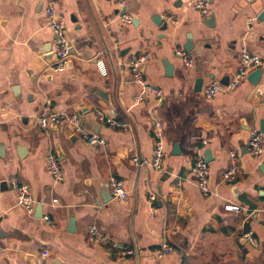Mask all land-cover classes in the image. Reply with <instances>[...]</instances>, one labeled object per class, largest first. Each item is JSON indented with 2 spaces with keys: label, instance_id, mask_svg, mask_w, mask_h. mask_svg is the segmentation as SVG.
<instances>
[{
  "label": "crops",
  "instance_id": "crops-1",
  "mask_svg": "<svg viewBox=\"0 0 264 264\" xmlns=\"http://www.w3.org/2000/svg\"><path fill=\"white\" fill-rule=\"evenodd\" d=\"M49 1L64 19L70 46L67 68L56 74L47 71ZM190 2L0 0V264H38L44 251L45 264H264V153L252 157L246 148L249 131L264 122V67L257 86L245 80L212 99L202 93L213 81L225 86L233 78L243 46L264 62V0H208L206 18ZM249 18L254 21L246 35ZM188 37L192 49L186 52ZM174 47L192 59L191 67ZM139 54L148 55L144 79L162 90L158 106L149 96L134 101L137 87L126 63ZM163 62L171 65L170 75ZM46 104L59 119L45 133L35 119ZM93 110L125 128L99 122ZM154 119L164 127L161 170L132 161H152ZM74 120L103 145L88 146ZM206 152L205 197L191 168ZM230 152L237 173L225 183ZM48 153L58 160L61 182L46 171ZM10 178L29 187L32 216L15 205ZM110 178L123 183L125 201L111 198ZM91 226L107 244L89 240ZM247 231L255 246L244 239ZM163 244L172 250L160 252Z\"/></svg>",
  "mask_w": 264,
  "mask_h": 264
},
{
  "label": "built area",
  "instance_id": "built-area-1",
  "mask_svg": "<svg viewBox=\"0 0 264 264\" xmlns=\"http://www.w3.org/2000/svg\"><path fill=\"white\" fill-rule=\"evenodd\" d=\"M190 9L199 12L203 17H208L210 14L208 0H191ZM165 19L171 24H176V21L170 17L165 16ZM45 20L46 27L52 33L53 39L50 47L51 62L47 66L49 73H62L66 70L70 59V46L66 34V25L64 19L57 13L56 6L53 1H49L45 8ZM121 20L124 23H130V17L122 15ZM254 19L249 18L247 20V34L252 31V23ZM173 54L181 60L185 68L192 66V59L184 52L180 47H174L172 49ZM148 61L147 54L133 55L129 58L126 63V67L130 72V81L137 87V94L134 96L135 102H141L146 97H151L155 105H160L163 101L162 90L150 83H148L142 75V66ZM264 67V62L261 58L255 54H252L248 49L243 46L239 52V66L235 72L233 78L225 85L220 86L218 82H211L202 89V93L206 99L214 98L218 93H228L237 88L243 81L247 80V76L256 70L257 68ZM257 94L262 95V90L257 88ZM93 114L96 119L104 123L111 128L122 129L125 125L117 120H113L106 116V114L99 110H93ZM59 117L49 112L48 105L46 104L42 109V113L35 119L36 127L42 132H47L49 124H55L58 122ZM74 131L81 134L84 141L88 146H101L104 143L103 138L96 134H88L78 124L77 120L73 121ZM153 134L155 139V147L153 153V159L151 162L140 161L138 158H133L134 165L150 166L155 170L162 169V161L164 158V150L162 146V138L164 136V127L161 121L153 120ZM206 142H203L205 144ZM247 152L252 157H259L264 153V135L258 128H252L249 131L247 141ZM230 166L226 169L223 174L222 181L225 183H232L235 179L237 170L235 165V155L233 152L229 153ZM45 168L47 173L55 182H61L63 180V173L59 166L56 157L48 153L45 158ZM191 173L195 179V184L199 192L203 196H208L210 193L208 187V165L205 159L201 155H197L194 159ZM10 188L15 192V205L21 208L26 215L32 216L34 212V201L30 192V189L25 184H19L15 178L8 180ZM108 191L111 198L123 202L127 199V192L124 189L123 183L116 179L110 178L108 182ZM155 197L151 194L148 198V204L150 207L153 205ZM226 211H233L238 213L240 210L235 206H225ZM249 216L254 217L255 215L250 213ZM49 223L47 217L44 218ZM244 239L255 246L257 241L254 238L251 231H247L243 234ZM88 238L90 241L105 245L108 243V238L102 235L94 226L88 228ZM172 250L169 244H163L160 248V252L167 253ZM131 254V251H128ZM48 252H42L41 260L38 264H45L44 260L48 257Z\"/></svg>",
  "mask_w": 264,
  "mask_h": 264
},
{
  "label": "water",
  "instance_id": "water-1",
  "mask_svg": "<svg viewBox=\"0 0 264 264\" xmlns=\"http://www.w3.org/2000/svg\"><path fill=\"white\" fill-rule=\"evenodd\" d=\"M264 16V11L262 12V14L259 16V19ZM153 22L160 26L162 25V30H166V24H161V21L159 20V17H155L153 19ZM183 49L186 51V52H189L191 49H192V44H191V41L189 39V37L187 38V42L186 44L183 46ZM163 65H164V69L166 71V73L168 75H170V70H171V65H169L167 62H163ZM262 68H257L256 70H254L253 72H251L248 76H247V80L253 85V86H257V84L259 83L260 81V78H261V75H262ZM222 87V86H221ZM201 89V81L200 80H197L196 83H195V91H200ZM259 130L264 133V122H260V126H259ZM2 147H0V150H1ZM204 158H205V161L206 162H209V153L206 152L204 154ZM39 208V207H38ZM37 208V210H38Z\"/></svg>",
  "mask_w": 264,
  "mask_h": 264
}]
</instances>
